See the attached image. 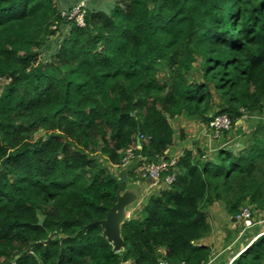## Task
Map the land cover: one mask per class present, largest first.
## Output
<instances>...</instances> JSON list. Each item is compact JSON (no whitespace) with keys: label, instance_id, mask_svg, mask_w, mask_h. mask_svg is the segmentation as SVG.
Instances as JSON below:
<instances>
[{"label":"trees","instance_id":"16d2710c","mask_svg":"<svg viewBox=\"0 0 264 264\" xmlns=\"http://www.w3.org/2000/svg\"><path fill=\"white\" fill-rule=\"evenodd\" d=\"M80 2L84 26L62 17ZM98 3L0 0V264H206V207L264 213V0ZM179 115H227L225 136L247 116L251 129L213 158L184 150L116 252L99 223L116 201L114 169L130 148L131 179L176 155ZM231 264H264V234Z\"/></svg>","mask_w":264,"mask_h":264},{"label":"rangeland","instance_id":"374dc122","mask_svg":"<svg viewBox=\"0 0 264 264\" xmlns=\"http://www.w3.org/2000/svg\"><path fill=\"white\" fill-rule=\"evenodd\" d=\"M90 1H92V0H90ZM110 1L111 0H98V2H99L98 4H101L106 9H108L111 7ZM59 32H60V34H63L66 31H65L64 27H60ZM58 37L59 36L56 35L54 38L51 39L53 41V45L51 46V49H54V47H55L54 43H56V41L58 40ZM48 53H49V50H44V52L40 55V57L43 58ZM215 102L217 103L218 101L215 100ZM214 109H215V107H213L211 109V116L215 113ZM249 120H250L249 117L244 116L242 122L240 123L241 126L238 127L239 125H237V127L232 130V132L230 133L229 136H225V133L223 132L217 138L214 136V133L212 134V132L206 128L205 123L202 122L201 117L188 118L186 116L179 115L174 119H170V123H171V125L175 131V142H174V144L177 147L179 145H177L176 142L178 141L181 143L180 147H179V150H181L180 151L181 154L184 150H189L188 148H193L194 151H196V153L198 152V150H204L206 158H213L214 156L212 154L215 153L218 149L225 148V147H227L228 144L230 146H234L237 143L238 139L240 138V132H243V133L248 132L251 129V124L248 123ZM41 136H42V132H38L35 134L34 137L39 138ZM180 136H182V138H183L182 140H180L181 139ZM231 137H234V139L230 143ZM172 147H170V149ZM171 150L176 151V149L174 147ZM141 181H144V182L138 183V186H140L141 183L146 184V180H141ZM131 186H128V187H131ZM159 188L150 189V187H147V188L145 187V189L143 188L142 190H140L141 193L142 192L143 193H142V195H140L138 197V200L132 206L133 207L132 211L136 210V212H138L143 207V205L146 203L148 197L151 194H153L154 192H157L159 190ZM143 194H144V196H143ZM205 212L207 213L209 220H211V222L213 224V225L211 224V227L212 226L214 227V229L212 228L213 230H211V233H212V234H210L211 236L210 235H209L210 237L207 236V237H209L208 239H209V243H210L207 246L211 247L212 255H213L214 253L215 254L219 253L223 249V246L228 245V241H229L227 239L228 237L227 238H225V237L229 231L233 232V230H234V229L233 230L229 229V228H231L232 222H234V221H232V219H235L238 222L237 227L235 229V232H236L237 228L241 232L242 224L240 221L237 220V216L232 217L231 215H229L227 213L224 203H222L220 201L214 202L212 205L208 206L207 211H205ZM224 214H226V216H225L226 219H223ZM262 214H264V213H262ZM258 215H259V213L255 212L254 216L256 217V221L258 222V224L254 225L252 228H250L248 230V232L244 233L245 235L240 236V237H242V240L240 239L241 241L239 242V247L236 246L235 248H233V250H235L234 253H236V251L239 248H241L243 244L245 245L246 243H248V241H250L254 237V235H256V232L254 233V230L256 227L260 226L259 221H262L264 218V215H262L261 217H259ZM262 231L263 230H259V232H257V233L260 234ZM240 232L238 234H240ZM236 248H238V249H236ZM234 253L232 252L231 254L233 255ZM125 264H129V263H125Z\"/></svg>","mask_w":264,"mask_h":264},{"label":"built area","instance_id":"2783aa9c","mask_svg":"<svg viewBox=\"0 0 264 264\" xmlns=\"http://www.w3.org/2000/svg\"><path fill=\"white\" fill-rule=\"evenodd\" d=\"M84 2H80L75 5L71 10L62 11V17L69 22H76L78 26H84ZM206 128L209 129L212 134L217 138L223 132L229 131L232 129V120L227 115H219L212 117L210 122L205 124ZM140 148V145L137 146ZM134 149L130 148L126 151V156L122 163V168H127L132 160L135 158ZM180 155L170 156L167 160L161 159L158 162H148L145 161L137 170V180L136 184L140 183V180H151L153 184L159 185L161 182L164 185H170L175 181V170L179 161ZM255 212L253 207L250 205H245L240 209L239 214L237 215V220L242 224V230L240 236L245 235L244 233L248 232L250 228L258 224L256 217L254 216ZM264 215V214H263ZM259 224H262L263 231L260 234H264V218L262 221H259ZM158 264H186L181 263H170L162 259Z\"/></svg>","mask_w":264,"mask_h":264},{"label":"water","instance_id":"95a60500","mask_svg":"<svg viewBox=\"0 0 264 264\" xmlns=\"http://www.w3.org/2000/svg\"><path fill=\"white\" fill-rule=\"evenodd\" d=\"M111 177L119 185L115 195L116 201L108 211L106 218L99 223L103 228V236L112 244L113 250L120 252L123 249L122 225L128 220V209L138 200L140 189L137 186L134 189L126 188L125 185L128 183L126 171H122L118 175H112Z\"/></svg>","mask_w":264,"mask_h":264},{"label":"crops","instance_id":"0c3cea01","mask_svg":"<svg viewBox=\"0 0 264 264\" xmlns=\"http://www.w3.org/2000/svg\"><path fill=\"white\" fill-rule=\"evenodd\" d=\"M234 139V137H231V139H230V143L232 142V140ZM177 143V145H179V146H177L176 147V145L174 144V148L176 149V151L175 150H169L168 151V154L169 155H172V154H174V153H176V154H181V150H179V147H180V142H176ZM229 145V144H228ZM187 148V147H186ZM189 150H193V148H188ZM194 151V150H193ZM137 162L138 161H136V160H134V161H132L131 162V164H130V167H134L136 164H137ZM139 168V167H138ZM137 168V169H138ZM136 169V170H137ZM115 170V169H114ZM120 172H122V171H114V174L115 175H118ZM128 176V175H127ZM132 179L128 176V184L130 183V186L131 187H128V184L126 185V188L127 189H134V188H139L140 190H142L143 188L145 189V187L147 188V187H150V189H153V188H155V189H157V188H159V185H154V184H152V181L151 180H146V184L144 183V185H141V187H139V186H137V187H135L134 185H133V182L131 181ZM132 183V184H131ZM143 193V192H142ZM142 193H141V191H140V194H139V196L140 195H142ZM143 196H144V194H143ZM133 210V207L132 208H130V209H128V212H127V216L129 217L128 219H130L131 218V216L136 212V210H134V211H132ZM205 211H207V207L204 209ZM132 211V212H131ZM138 211V210H137ZM263 214L262 213H259V217H261ZM226 214H224V218L223 219H226ZM231 218V217H230ZM232 221H234V222H232V224H231V228H229V229H234L233 230V232L232 231H229L228 233H227V235H226V237L225 238H227L229 241H228V245H225V246H223V249L219 252V253H217V254H213L212 255V257L210 258V260L208 261V263H206V264H231L232 263V261L239 255V253H241L243 250H244V246H246V244L244 245H242V247L241 248H236V249H238L237 251H236V253H234L235 252V250H233V248H235L236 246L237 247H239V242L242 240V237H240V235L238 234L239 232H240V230L237 228V230H236V232H235V229H236V227H237V221L235 220V219H232ZM210 222H211V220H210ZM211 224H212V222H211ZM213 225V224H212ZM212 228L214 229V227L212 226ZM257 228V229H256ZM255 228V230H254V233L256 232V234H257V232H259V230H263V227H262V224H260V226H258V227H256ZM212 229V230H213ZM213 232V231H212ZM212 234V233H211ZM259 234V233H258ZM211 236V235H210ZM209 236V237H210ZM209 237H206V238H204V239H201L200 241H199V244H201V245H209L210 243H209ZM244 238V237H243ZM241 239V240H240ZM237 241V242H236ZM244 247V248H243ZM234 253L233 255L231 254V253ZM127 263H129V262H127Z\"/></svg>","mask_w":264,"mask_h":264},{"label":"clouds","instance_id":"9594fccd","mask_svg":"<svg viewBox=\"0 0 264 264\" xmlns=\"http://www.w3.org/2000/svg\"><path fill=\"white\" fill-rule=\"evenodd\" d=\"M66 10H68V9H65L64 11H66ZM63 18H64V17H63ZM139 139H141V138H139ZM142 139H143L144 141H147V140H148V139H145V138H142ZM139 142H140V141H139ZM133 149H134V151H135V148H133ZM176 155H179V154H176ZM176 155H174V156H176ZM180 156H181V154H180ZM134 160H135V158H134L132 161H134ZM143 163H144V162H143ZM143 163H142V164H143ZM130 164H131V163H130ZM130 164H129V166H130ZM142 164H141V165H142ZM141 165H139L138 167H140ZM138 167H137V168H138ZM121 168H122V167H121ZM122 169H123L122 171H124L126 168H122ZM135 171H136V170H135ZM136 174H137V172H136ZM136 180H137V175H136V177H135L134 179L131 180V181L133 182V185H134L135 187L138 186V184H136ZM128 182H129V181H128ZM140 182H144V181H141V180H140ZM127 184H128V183H127ZM131 184H132V183H131ZM152 184H153V182H152ZM141 185H144V184L141 183ZM141 185H140L139 187H141ZM128 186H130V183L128 184ZM128 218H129V217H128ZM260 235H262V234H258V236H260ZM254 236H255V235H254ZM258 236H256L255 238L253 237V238L251 239L250 242L248 241L249 244L247 245V243H246V245H247L246 247H249V245L253 243V240H255ZM246 247H245V248H246ZM245 248H244V249H245ZM243 251H244V250H243ZM239 254H240V253H239Z\"/></svg>","mask_w":264,"mask_h":264}]
</instances>
